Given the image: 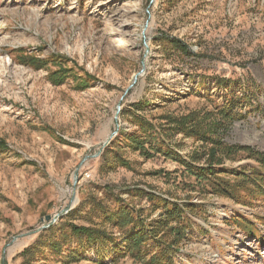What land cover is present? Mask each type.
<instances>
[{
    "label": "rangeland",
    "instance_id": "rangeland-1",
    "mask_svg": "<svg viewBox=\"0 0 264 264\" xmlns=\"http://www.w3.org/2000/svg\"><path fill=\"white\" fill-rule=\"evenodd\" d=\"M18 49L47 66L22 64ZM53 55L74 70L61 85L49 78L59 68L48 61ZM143 60L146 70L134 83ZM230 91L247 98L220 136L264 153V0H0V264H148L101 252L98 243L51 244L69 224L101 223L99 206L156 220L164 203L153 209L151 193L179 205L190 196L200 206L185 211L191 225L172 264H264V180L256 173L260 186L245 182L238 198L189 192L185 183L194 178L183 177L172 158L125 146L138 133V115L155 127L150 136L138 133L146 147L165 141L163 148L192 155L201 143L169 131L172 121L211 111ZM127 109L134 115L123 114ZM100 150L79 170L72 209L38 231L71 203L74 171ZM240 155L226 166L251 165L264 176L256 160Z\"/></svg>",
    "mask_w": 264,
    "mask_h": 264
},
{
    "label": "trees",
    "instance_id": "trees-1",
    "mask_svg": "<svg viewBox=\"0 0 264 264\" xmlns=\"http://www.w3.org/2000/svg\"><path fill=\"white\" fill-rule=\"evenodd\" d=\"M168 41L182 52L193 55L189 46L178 39H168ZM15 52L19 54V61L24 65L35 69L47 66V60L38 58L33 54H26L24 49H18ZM48 61L59 67L52 71L49 76L55 85L63 84L69 74L74 72L73 68L68 67V58L62 55H53ZM79 78L81 86L88 85L85 79ZM245 98H247L246 95L240 97L236 92L230 91L223 97V104L217 103L214 107L211 106V111L203 114L200 111H193L189 115L175 118L172 121L175 125L170 127L169 131H177L187 137L195 138L197 142L201 143V146L196 148L192 155L185 157L170 150L169 147L163 148L165 141L160 144V148L151 143L150 147H146L147 138L138 136V133L150 136L151 132L154 133L155 127L144 117L138 115L133 121L138 127V133L128 135L125 146L140 151L144 156H148L151 150L155 149L158 152H163L167 158H172L182 168L183 177L189 180L194 178V181L190 180L185 183L186 187L190 188L189 192L200 187V191L205 194L238 198L241 195L240 188L245 182H248L250 186H253L254 182L258 184L259 181L253 174L256 173L259 180H264V176H258V169L251 167V165L230 169L225 164L226 161H237L241 156L240 154H245L247 159L256 160L259 166L264 169V153L255 151L251 146L230 144L219 133L222 128L226 130L237 117L236 108ZM145 107V105L136 106L142 110ZM126 112L134 115L131 109L124 110L123 114ZM209 118L213 119L208 121ZM116 159L118 164L130 166V162L123 156L116 155ZM203 159L205 161L203 164L195 165V161ZM247 171H250V175ZM250 180L252 181L250 182ZM257 186L259 187L260 184ZM136 194L144 196L145 191L136 189ZM146 198L151 200L155 210L160 203H164V207L156 220L147 222V219L141 214L134 215L129 207H120L109 211L106 207L99 206L95 209L101 213V223L91 226L69 224L68 229L62 231L58 235V240L51 244L52 248L58 250L68 246L70 242H76L84 249L92 243H98L102 247L99 250H104L103 252L111 253V250H114L117 255L130 254L132 258L143 260L148 264H172L174 256L180 251L181 242L188 235L187 229L191 225L185 211L187 209L195 211L200 206L192 202L190 196L187 197L184 205H179L153 193L146 195ZM238 220L241 221V219ZM109 224L114 230H109ZM245 230L251 234L256 231L253 226L246 227Z\"/></svg>",
    "mask_w": 264,
    "mask_h": 264
},
{
    "label": "water",
    "instance_id": "water-1",
    "mask_svg": "<svg viewBox=\"0 0 264 264\" xmlns=\"http://www.w3.org/2000/svg\"><path fill=\"white\" fill-rule=\"evenodd\" d=\"M145 46H146V53H145L144 57H147V55L149 54V47H148V45H147L146 42H145ZM145 70H146V65H145V61L143 60L142 61V69H141V71L139 73H137L135 75V77H134V83L137 81V79H138L139 76H141L142 74H144ZM132 86L133 85H131L129 88H131ZM119 111L120 110H118V112ZM112 137H113V135H111L110 138L104 143L103 148L110 142V140H111ZM101 152L102 151L100 150L99 152H97L94 155H86L83 158V160L80 162L79 166L76 168V170L74 171V174H73V197L71 199V203L68 206L64 207L61 211H59L58 213H56L55 215H53V216H47L46 219H47L48 222L45 225H43L41 228H39L38 231L53 226L54 224H56L58 222V220L61 217H63L64 215H66L72 209V205H74L75 199H76V186H77V183H78V173H79V170L86 163V161H88L89 159H92V158H97L100 155ZM25 235L26 234L19 235V236L15 237V239H17L19 237H23ZM3 264H5V263H3Z\"/></svg>",
    "mask_w": 264,
    "mask_h": 264
}]
</instances>
